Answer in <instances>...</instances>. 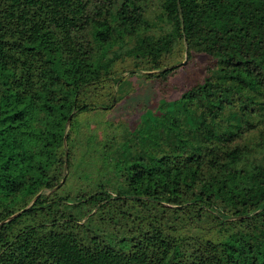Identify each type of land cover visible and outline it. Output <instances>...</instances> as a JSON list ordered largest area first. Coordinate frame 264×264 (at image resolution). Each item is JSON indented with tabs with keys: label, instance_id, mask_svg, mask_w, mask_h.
<instances>
[{
	"label": "trees",
	"instance_id": "16d2710c",
	"mask_svg": "<svg viewBox=\"0 0 264 264\" xmlns=\"http://www.w3.org/2000/svg\"><path fill=\"white\" fill-rule=\"evenodd\" d=\"M199 54L120 139L75 141ZM0 264H264V0H0Z\"/></svg>",
	"mask_w": 264,
	"mask_h": 264
},
{
	"label": "rangeland",
	"instance_id": "374dc122",
	"mask_svg": "<svg viewBox=\"0 0 264 264\" xmlns=\"http://www.w3.org/2000/svg\"><path fill=\"white\" fill-rule=\"evenodd\" d=\"M206 56L199 54L194 60H189L185 55L180 61L184 66H179L180 68L174 71V76L167 84L157 82L155 78L133 76L120 85H115L116 104L111 109H97L80 114L73 127V138L80 146L85 145L91 136L103 137L106 132L120 139L121 124L134 128L144 108L156 106L162 97L177 98L188 86L200 80L207 66L212 63V60ZM90 141H96V139L91 138Z\"/></svg>",
	"mask_w": 264,
	"mask_h": 264
},
{
	"label": "water",
	"instance_id": "95a60500",
	"mask_svg": "<svg viewBox=\"0 0 264 264\" xmlns=\"http://www.w3.org/2000/svg\"><path fill=\"white\" fill-rule=\"evenodd\" d=\"M181 63H179V65H180ZM70 120V119H69Z\"/></svg>",
	"mask_w": 264,
	"mask_h": 264
}]
</instances>
